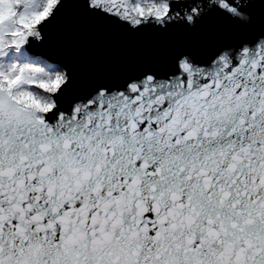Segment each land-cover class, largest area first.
Masks as SVG:
<instances>
[{"label":"snow or ice","instance_id":"6c2138e0","mask_svg":"<svg viewBox=\"0 0 264 264\" xmlns=\"http://www.w3.org/2000/svg\"><path fill=\"white\" fill-rule=\"evenodd\" d=\"M0 264H264V0H0Z\"/></svg>","mask_w":264,"mask_h":264},{"label":"water","instance_id":"95a60500","mask_svg":"<svg viewBox=\"0 0 264 264\" xmlns=\"http://www.w3.org/2000/svg\"><path fill=\"white\" fill-rule=\"evenodd\" d=\"M213 33L211 31V29H207L205 30V33L202 37L199 38V42H203L207 39H210L212 37ZM176 39H180L183 40V37H177ZM188 43H196L197 41H187ZM63 43V46L67 47V48H71L74 45V41H72L71 39L66 40ZM131 46H146V47H155V48H164L167 46V42L165 41H152L151 39L146 38L143 41H140L136 44H133Z\"/></svg>","mask_w":264,"mask_h":264}]
</instances>
